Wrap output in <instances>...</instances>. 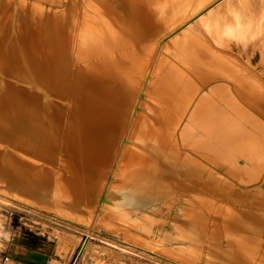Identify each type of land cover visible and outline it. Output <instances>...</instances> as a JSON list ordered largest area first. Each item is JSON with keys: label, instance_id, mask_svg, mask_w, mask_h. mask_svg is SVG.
I'll return each instance as SVG.
<instances>
[{"label": "bare ground", "instance_id": "bare-ground-1", "mask_svg": "<svg viewBox=\"0 0 264 264\" xmlns=\"http://www.w3.org/2000/svg\"><path fill=\"white\" fill-rule=\"evenodd\" d=\"M54 2L59 9L41 10L31 24L29 11L18 0H10L8 9H2L0 0V197L26 204L39 196L93 220L108 219L105 215L111 213L132 223L136 216L147 231L158 220L153 232L158 244L192 243L199 258L206 241L203 232L213 224L227 230L211 231L205 258L221 264H264V190L233 188L221 175L199 167L178 143L180 136L190 149L197 143L204 160L211 162L225 160L222 154L214 157L220 145L234 151L240 143L239 121L228 113L211 114L214 123L210 114L203 115L208 120L194 125L207 138L201 145L186 137L189 126L181 129L187 102L181 91L194 85L197 73H202L201 82L209 79L205 72L230 80L243 102L262 117L264 76L236 79L227 73L218 56L229 53V34L213 31L211 12L197 21L202 36H190L188 27L173 38L199 44L185 67L175 68V79L168 82L163 74L168 35L212 0ZM233 106L238 117L256 127L253 113ZM126 125L127 137L120 143ZM259 126L264 132V123ZM244 136L250 138L247 155L257 142L254 135ZM12 149L39 163L19 159ZM250 158L253 179L264 171V143ZM231 175L243 176L237 171ZM109 177L112 181L105 185ZM178 202L179 213L172 215V204ZM167 222L170 230L165 229ZM75 254L66 264H74Z\"/></svg>", "mask_w": 264, "mask_h": 264}, {"label": "rangeland", "instance_id": "rangeland-1", "mask_svg": "<svg viewBox=\"0 0 264 264\" xmlns=\"http://www.w3.org/2000/svg\"><path fill=\"white\" fill-rule=\"evenodd\" d=\"M9 1L2 0L4 3L2 4V9L9 8ZM18 1L29 11L28 18L31 24L39 16L41 10L53 13L60 8L59 4L54 2V0ZM188 1L191 4H199L205 0ZM212 2L202 8L199 12L200 14H196L194 18L180 25L175 32L168 35L167 39H169L170 44L164 55L166 71L164 70L163 72V74H166L164 79L168 80V82L175 79L176 74H178L174 71L177 66L179 68L185 67L189 58H193V56L189 57V53H192L199 44L190 38L182 43L173 41V38L180 31H188L189 28L188 34L190 36L201 35L203 30L199 23L197 24V21L208 12L215 16L213 31L219 35L229 34V38L226 39V45L230 47L231 52L229 51L230 54L225 53L222 56H218V60L227 65L226 68L229 69L227 73L234 66L243 69H248V66L251 67V65L253 68L262 67V63H264V0H212ZM246 34L249 35L246 36ZM210 45L214 47L211 43ZM197 74L200 75H198L199 77L194 76V80L197 81V85H200L201 88L206 84H202L200 81V79H203L201 77L202 73ZM137 103L138 100H136L135 105ZM127 129L126 125L121 135L122 140L120 143L124 142L123 139L127 137V131L129 130ZM137 130L134 133L135 137ZM175 134L177 135V133ZM1 148H3L2 144H0ZM11 151L19 159L23 158L32 163H39L36 158L35 160L32 159L34 157L26 155L25 152L16 151L15 149ZM43 166L46 167V165ZM56 167L58 168L59 166L56 165ZM110 177L109 180H106L105 185L112 181ZM260 184L261 187H257ZM252 185L253 190H256V188L264 190V172L252 179ZM4 201L7 203L5 204ZM16 203L0 197V248H3L4 239L14 232L16 235L19 234L25 238L24 241L27 246L37 247L43 243L45 251L50 257L43 264H66L73 252H76L74 264H221L205 258L206 251L204 249L208 247L209 243L206 242L211 231L218 228L222 232L227 230L213 224V226L210 225L205 228L203 232L206 241L203 243L202 251L200 252L204 256L202 254L201 258H199L198 253L193 250L195 247L192 243L176 240L175 242L158 244L157 237L153 233L157 231L158 225L156 222L158 220L153 223V230L147 231L139 227L140 220L136 216L131 220L132 223L128 220H122L117 214L111 213L105 215L110 217L108 219L93 220V218H88L81 213H74V215H72L73 213H67L63 209L51 205L47 199L45 201L39 200V196H36V199H27L26 204ZM177 207H173L172 204V212L177 211ZM165 229H171L170 222H167Z\"/></svg>", "mask_w": 264, "mask_h": 264}, {"label": "crops", "instance_id": "crops-1", "mask_svg": "<svg viewBox=\"0 0 264 264\" xmlns=\"http://www.w3.org/2000/svg\"><path fill=\"white\" fill-rule=\"evenodd\" d=\"M231 70H230L231 72L229 71L230 73L229 72L228 73L231 74V76H233L236 79H243L245 77L254 79L258 77L263 78L264 76L262 75L261 67L260 68L255 67L252 70H250L249 68L243 69L241 67H238L237 69H231ZM205 73L206 76L209 78L207 80L208 82L205 81L201 83L206 85L200 88V85H197V81L194 80L195 82V83L193 82L194 85H190L185 89V91L183 89L181 91V95L183 97L186 96L187 102L185 106V111L182 113L181 116L182 119H180V127L182 129L184 125L189 126L190 129H188V131L185 133L186 137L190 138V141H194V142H197L199 140L201 145L202 142L207 141V138L206 137H205L206 139L203 138V134L201 133V131L198 128H196L194 125H198L204 119L208 120V117H203V115L210 114V117L212 118V119L210 118L211 119L210 122L214 123L215 120L213 117L218 116L217 115L218 112L219 113L223 112L225 114L228 113L229 115L226 114L228 117L233 116L239 121V125H238L239 128L236 130L240 135L237 137V139H239L240 142L239 146L237 147L238 149L232 151L220 145L219 147H217V149L220 152L218 155L215 154L214 157L219 158L222 154V157H224L225 160L219 158L220 160L216 162H211L209 160L206 161L204 160L206 158H204V156H202L203 154L199 151L201 148H199L198 150L197 143L195 149H190L186 147L184 144L186 142V139L180 136L179 137L180 141H178V143L180 142L179 150L184 154L188 155L189 157H191L192 159H194L197 162V164H199V167H207L208 171H210L214 176L217 175L219 177L221 175L222 177L220 176V178L225 180V182L231 184L233 188L243 191L250 190L253 188L252 177L250 176L253 171L252 169L253 165L250 157L253 153H256L262 149V145L264 143V132H262L261 126L259 125L264 123V117L258 114L257 111L252 110L253 108L250 106V104L243 102L238 92H235L236 91L235 88L237 87H235L230 80L226 78L215 77L213 74L209 75L208 72ZM213 78L216 79L214 80ZM190 87H192L193 89ZM256 88L257 90L263 89L261 85H257ZM231 98L234 99L231 100ZM232 102L234 105L236 104V106L249 110L251 113H253L256 116L257 119L256 127L250 126L247 120L238 117L237 113L233 112L235 109L233 108L234 106ZM225 105H227L229 108L228 107L226 108ZM198 108L200 110L198 112L200 113L196 112ZM231 108H233L234 110ZM222 109L224 110L226 109L225 110L226 112L222 111ZM227 109H229L231 112ZM193 114L195 117L193 116ZM211 114L212 115L214 114V116H212ZM190 117L191 119L193 117L192 119L193 122L191 121ZM244 134H247L248 137L254 135L256 138L255 140L257 142L254 148H252L253 150L249 151V154L247 155L244 154V151H245V147L248 146V143H250V138L246 139L245 138L246 135L244 136ZM199 155L200 157L201 156L202 157L200 158ZM234 171L242 173L243 175L242 178L233 177L231 175V172ZM257 187H261V184L257 185ZM174 206H178V207L176 208L177 211L174 212H172V208H171L170 213L172 215L179 213L180 203L179 202L173 203V207ZM24 239L25 238H23L19 234L16 235L14 232L10 233V235H8L6 239H4V245L2 246L3 248H0V264H43L44 262L50 259L48 253L45 251L43 243H41L37 247H31L25 244Z\"/></svg>", "mask_w": 264, "mask_h": 264}]
</instances>
